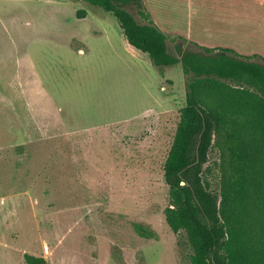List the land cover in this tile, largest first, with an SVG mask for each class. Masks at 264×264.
Segmentation results:
<instances>
[{
	"label": "rangeland",
	"instance_id": "374dc122",
	"mask_svg": "<svg viewBox=\"0 0 264 264\" xmlns=\"http://www.w3.org/2000/svg\"><path fill=\"white\" fill-rule=\"evenodd\" d=\"M142 1L165 33H193L194 21L204 20L216 29L201 36L264 51V5L255 0L234 8L227 0H194L192 7L184 6L188 0ZM125 8L145 21L134 5ZM229 18L234 27L245 18L257 28L229 31ZM166 34L175 55L176 45L198 50L193 40ZM185 84L180 63L157 75L147 53L132 52L117 19L100 7L0 0V264H25L24 253L46 264H189L183 233L163 213V164ZM226 169L216 134L203 166L211 190L219 191ZM136 223L153 235H140Z\"/></svg>",
	"mask_w": 264,
	"mask_h": 264
},
{
	"label": "trees",
	"instance_id": "16d2710c",
	"mask_svg": "<svg viewBox=\"0 0 264 264\" xmlns=\"http://www.w3.org/2000/svg\"><path fill=\"white\" fill-rule=\"evenodd\" d=\"M111 13L127 42L147 53L157 75L180 63L186 76L185 104L163 164L168 186L165 222L182 232L179 245L189 264H264V56L192 41L198 50L176 45L148 14L142 0H83ZM145 19L136 20L125 5ZM78 18L85 10L76 12ZM182 39H186L179 35ZM216 134L227 150L219 191L203 178ZM136 231L153 232L141 223ZM25 264H46L41 255L23 254Z\"/></svg>",
	"mask_w": 264,
	"mask_h": 264
},
{
	"label": "crops",
	"instance_id": "0c3cea01",
	"mask_svg": "<svg viewBox=\"0 0 264 264\" xmlns=\"http://www.w3.org/2000/svg\"><path fill=\"white\" fill-rule=\"evenodd\" d=\"M146 1V0H144ZM257 2H259L261 5H264V0H255ZM143 2V1H142ZM60 3H62V0H47V4L48 5H51L53 6L54 4L56 5H59ZM184 6L188 3H190V6L192 7L193 5H195L194 3V0H188L184 2ZM247 3V0H227L225 2V7L227 8H234V7H237V6H245ZM144 4V3H143ZM211 14L213 13V10L211 9L210 10ZM225 16H232V15H228L227 13H223ZM223 15V16H224ZM203 16V18L205 19V21L207 20L208 21V16L209 13H206V15H201ZM205 16V17H204ZM218 16V15H217ZM60 20H62L61 18L57 17V18H54V17H51V21L52 23H55L56 22H60ZM213 20V18L211 19ZM154 21V20H153ZM204 20H198V21H194V32L191 33L190 31H188L187 29H178V28H174L173 31H166V33H174V32H177L179 33L181 36L185 37L186 39L188 40H193V41H196L202 45H206V46H210V47H214V46H224V47H231L233 49H235L236 51L242 53V54H251V53H258V54H261L264 56V51L260 48H258V46H251L250 49H245V47H243L240 42L236 39H231L229 37H222V38H214V37H203L201 35H208L209 33H212V31H214V29L216 28H213V26H208L206 25L207 22H203ZM210 21V20H209ZM243 21V20H242ZM263 21H264V18H263ZM212 22V21H210ZM229 27L228 30H235V31H245L246 32H250L251 33H254L253 31L256 30L257 26L255 25V23H253L252 21H248V20H245L244 18V23H243V26L241 27V23H239V27H234V24L235 22L232 20V19H227L225 21ZM155 23V22H154ZM156 24V23H155ZM248 24V26H250L251 28H245V26ZM121 29V28H120ZM178 31H176V30ZM196 33V34H194ZM198 34V35H197ZM259 34V33H258ZM121 35H122V40L124 42V44L129 47V49L132 51V52H135V48L133 46H131L124 34H123V31L121 29ZM214 35V34H213ZM88 50V48L86 47L85 49V52ZM78 51H83V48H79ZM150 61V60H149ZM129 124V123H128Z\"/></svg>",
	"mask_w": 264,
	"mask_h": 264
}]
</instances>
